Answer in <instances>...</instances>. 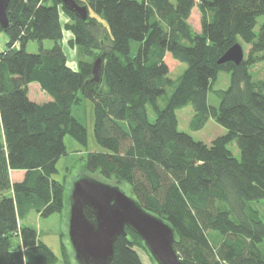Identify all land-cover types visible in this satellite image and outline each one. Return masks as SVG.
Returning a JSON list of instances; mask_svg holds the SVG:
<instances>
[{"label": "trees", "instance_id": "trees-1", "mask_svg": "<svg viewBox=\"0 0 264 264\" xmlns=\"http://www.w3.org/2000/svg\"><path fill=\"white\" fill-rule=\"evenodd\" d=\"M75 1L87 7L86 22L60 0H10L8 24L0 25L8 38L0 51V264H56L36 231L19 226L17 211L26 205L41 217L63 211L65 187L51 177L66 154L65 135L87 144L85 126L72 115L84 100L92 102L95 141L104 151L88 152L83 172L125 185L142 208L166 222L182 264H264V222L250 205L264 201V79L250 74L264 62V23L254 32L264 0ZM194 9L198 33L188 23ZM65 32L76 69L67 64ZM45 40L54 43L51 49L42 48ZM33 41L39 51L27 53ZM131 42L139 43L135 55ZM236 43L248 46L242 61L219 64ZM167 54L186 65L176 80L169 78ZM97 57L101 73L94 82ZM220 72L229 75V85L214 90ZM32 83L49 101L28 98ZM209 93L219 99L217 107L207 103ZM188 105L194 130L213 119L226 133L206 145L180 132L176 110ZM233 142L239 160L227 148ZM12 171H23V179L12 183ZM125 231L111 264H144L135 251L147 253L142 239ZM67 255L63 246L62 260L72 264Z\"/></svg>", "mask_w": 264, "mask_h": 264}, {"label": "water", "instance_id": "water-1", "mask_svg": "<svg viewBox=\"0 0 264 264\" xmlns=\"http://www.w3.org/2000/svg\"><path fill=\"white\" fill-rule=\"evenodd\" d=\"M10 0H0V25L8 24L7 7ZM62 7L83 22L88 9L75 0H60ZM244 57L243 48L236 43L218 59V63L238 65ZM101 59L92 64L90 81L98 82ZM66 236L75 264H111L114 246L119 236L127 235L125 228L137 234L155 264H182L173 248V229L124 193L117 185L82 174L71 184L67 197Z\"/></svg>", "mask_w": 264, "mask_h": 264}, {"label": "rangeland", "instance_id": "rangeland-1", "mask_svg": "<svg viewBox=\"0 0 264 264\" xmlns=\"http://www.w3.org/2000/svg\"><path fill=\"white\" fill-rule=\"evenodd\" d=\"M170 1L174 3V0H170ZM96 18L99 21L101 20L98 16ZM66 21H67L66 17L61 14L60 23L63 25L66 23ZM188 23L190 24L194 32L198 33L200 31L199 15L196 9L192 10ZM263 23H264V16L258 17L256 26L254 28L255 33H258L260 26ZM99 30L104 35L105 31L101 25L99 27ZM6 38L7 37L5 36V34H0V51L6 48V43H7ZM68 38H70L69 33L68 32L64 33L63 49L66 53L67 64L72 68L76 69L77 62H76L75 51L68 48L67 46ZM53 45L54 43L49 40H45L41 44L43 49H51ZM241 45L244 54L246 55L248 52V46H246L245 44H241ZM138 46H139L138 42L130 43L131 55L136 54ZM15 48L19 49V45L16 44ZM25 51L31 54L37 53L39 51V44L35 41L29 42L25 46ZM164 62L166 63L169 70V78H171L172 80H176L186 68L185 64L173 60L169 54L165 56ZM250 74L253 77L254 81L264 79V62L257 63L254 66H252L250 68ZM228 85H229V75L225 72H220L217 75V78L214 82L213 89L224 90L228 87ZM36 86L37 84L35 83L29 85L28 98L33 102L34 101L41 102L43 101L44 98H48V96L42 91L37 92ZM172 90H173L172 86L168 87L166 89V93L158 100L161 107L164 105L165 99L170 95ZM207 103L211 106L217 107L219 105V99L212 93H209L207 97ZM72 115L85 126L87 133V144L84 147L78 144L69 135H65L63 137V143L65 145L66 154L64 156H61L57 160L55 164L56 172L51 177L53 180L60 182L65 187V201H64L63 211L61 213H56L48 217H41L34 209H28L27 205L23 207L19 206L17 211L19 226L31 227L36 231L39 241L44 245H46L53 253L56 264H64L62 260L63 246L67 248V254H68L67 256L69 260L72 262V264H75V262L73 261L72 252L70 250V246L68 244V240L66 236L67 212H68L67 197L72 182L82 174L89 175L88 173L83 172L84 169L83 165L87 153L104 151V149L101 148L95 141L94 114H93L92 102L88 100L82 101L80 105L73 107ZM147 115L149 121L153 122L155 119V113L150 106H147ZM176 116L178 120V130L180 132L186 133L190 135L195 141H200L206 145H210L212 140H214L217 137L223 136L226 133V130L222 126L217 124L213 119H209L203 128L199 130H194L192 127L194 111L191 105L176 110ZM123 147H126V144H124ZM227 148L232 153L235 159L237 160L240 159V152L235 142L230 143L227 146ZM120 189L123 192H125L128 196L132 197L129 194V191L125 185H122ZM250 205L258 210L260 217L264 222V201L261 200L258 202H251ZM18 243L19 241L14 239L13 248H15L18 245ZM261 248H264V241L261 244ZM135 251L144 264H151V260H150L151 257L145 251L138 248H135Z\"/></svg>", "mask_w": 264, "mask_h": 264}, {"label": "crops", "instance_id": "crops-1", "mask_svg": "<svg viewBox=\"0 0 264 264\" xmlns=\"http://www.w3.org/2000/svg\"><path fill=\"white\" fill-rule=\"evenodd\" d=\"M66 33V32H65ZM70 35V34H69ZM6 36V35H5ZM7 37V36H6ZM7 39V41L6 42H8V38H6ZM71 39V35H70V38H68V40H67V42L69 41ZM64 45V44H63ZM4 50V49H3ZM2 51V50H1ZM65 52V51H64ZM66 54V53H65ZM69 66V65H68ZM71 69H74V68H72L71 66H69ZM28 88H29V85H28ZM36 88H37V92L38 91H40V89H39V86L37 85L36 86ZM29 94V93H28ZM49 97L48 98H44L43 99V101H41V102H36V101H34V102H36V103H42V102H47V101H49ZM23 177H24V172L23 171H12V172H10V179H11V182L12 183H16V182H20L22 179H23Z\"/></svg>", "mask_w": 264, "mask_h": 264}, {"label": "bare ground", "instance_id": "bare-ground-1", "mask_svg": "<svg viewBox=\"0 0 264 264\" xmlns=\"http://www.w3.org/2000/svg\"><path fill=\"white\" fill-rule=\"evenodd\" d=\"M125 193V192H124Z\"/></svg>", "mask_w": 264, "mask_h": 264}]
</instances>
